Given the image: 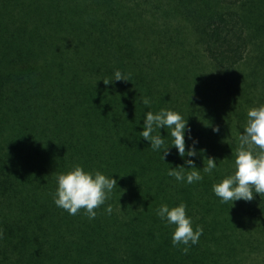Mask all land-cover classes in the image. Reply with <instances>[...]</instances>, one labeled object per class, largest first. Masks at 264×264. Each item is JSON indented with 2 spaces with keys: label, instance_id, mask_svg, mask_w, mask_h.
Wrapping results in <instances>:
<instances>
[{
  "label": "trees",
  "instance_id": "trees-1",
  "mask_svg": "<svg viewBox=\"0 0 264 264\" xmlns=\"http://www.w3.org/2000/svg\"><path fill=\"white\" fill-rule=\"evenodd\" d=\"M149 3L159 4L144 0L142 6ZM124 5L0 0V264H236V231L241 237L244 221L264 217V194L232 207L212 192L232 170L236 137L228 127L229 145L213 140L218 133L201 102L193 96L186 103V86L197 78L190 71L193 54L163 38L143 49L124 23L127 15H120ZM206 18L200 33L207 58L221 71L233 69L240 56L235 18L227 11ZM116 70L127 81L105 85ZM219 95L232 102L228 89ZM142 97L150 98L148 107L138 102ZM161 108L187 119L203 150L196 168L206 167L212 154L218 170L201 172L193 184L167 175L183 164L176 150L163 161L139 135L143 114ZM159 132L171 146L168 129ZM185 143L187 151L192 141ZM76 164L117 180L93 220L83 209L69 215L53 203L56 174ZM180 202L193 228H203L188 254L183 245L172 246L171 229L155 211ZM109 204L110 215L104 211Z\"/></svg>",
  "mask_w": 264,
  "mask_h": 264
},
{
  "label": "rangeland",
  "instance_id": "rangeland-1",
  "mask_svg": "<svg viewBox=\"0 0 264 264\" xmlns=\"http://www.w3.org/2000/svg\"><path fill=\"white\" fill-rule=\"evenodd\" d=\"M143 1L123 0L125 5L120 12L122 16L127 15L124 23L133 29L134 39L145 50L159 38L168 42L171 48L179 42L185 53L190 51L193 54L189 62L190 71L197 78L186 86L190 93L185 101L188 103L194 96L201 102V107L207 111L206 119L213 128H219L213 140L229 145L226 131L229 127L228 131L236 137L237 146V136L243 131L247 110L264 104V0H236L230 4L220 0H157L158 5L149 3L142 6ZM218 11H227L235 18L236 33L240 34V56L231 70L221 71L211 63L200 33L206 17ZM187 61L183 60V63ZM223 89H228L232 102L229 98L224 101V97L219 95ZM205 95L210 98L206 100ZM226 105H230V109ZM222 110L230 113L232 121L227 122L229 116H222ZM208 158L214 156L211 154ZM221 166H225V162ZM237 216L236 212V220ZM244 222L246 225L241 237L236 231V264H264V217ZM243 237H248L246 244ZM242 246H246L244 251Z\"/></svg>",
  "mask_w": 264,
  "mask_h": 264
},
{
  "label": "clouds",
  "instance_id": "clouds-1",
  "mask_svg": "<svg viewBox=\"0 0 264 264\" xmlns=\"http://www.w3.org/2000/svg\"><path fill=\"white\" fill-rule=\"evenodd\" d=\"M114 78L105 80L109 85L114 81H127L121 71L113 73ZM200 76V75H199ZM139 103L148 107L151 100L148 97L139 98ZM246 122L243 131L237 136V146L231 162V172L222 180L212 185L213 194L220 203L251 202L255 195L264 194V104L247 110ZM141 138L149 143V147L159 152L162 160L170 154L174 148L177 156L183 164L170 167L167 175L173 177L177 183L193 184L203 179L201 172L211 174L217 168L214 158H208L207 166L198 170L194 158L203 152L198 150V140L191 136V129L179 112L168 108H161L157 112L146 111L143 116ZM168 129L167 136L171 146H165V137L159 130ZM214 133L219 128H212ZM192 143L187 146L185 140ZM187 157V158H186ZM56 190L53 193L55 206L66 211L69 215H77L81 209L89 220L96 218V209L106 204L112 192L116 189L117 180L112 176H106L99 170L86 171L79 164L73 165L66 172L55 176ZM231 207V208H232ZM106 214L112 213L111 205L104 208ZM159 220L171 229V243L173 247H179L183 254H188L190 248L199 242L203 234V228L199 225L193 228V220L187 215V205L180 202L170 207L162 203L156 210Z\"/></svg>",
  "mask_w": 264,
  "mask_h": 264
}]
</instances>
